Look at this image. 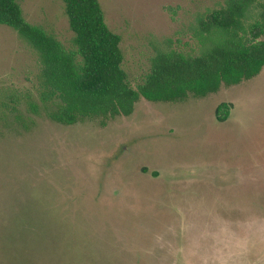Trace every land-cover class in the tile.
<instances>
[{
	"label": "rangeland",
	"instance_id": "obj_1",
	"mask_svg": "<svg viewBox=\"0 0 264 264\" xmlns=\"http://www.w3.org/2000/svg\"><path fill=\"white\" fill-rule=\"evenodd\" d=\"M218 1L100 0L130 84L165 39L196 51L197 13ZM17 2L73 48L62 0ZM40 70L0 23V264H264V68L202 97L141 98L105 126L29 112Z\"/></svg>",
	"mask_w": 264,
	"mask_h": 264
},
{
	"label": "trees",
	"instance_id": "obj_2",
	"mask_svg": "<svg viewBox=\"0 0 264 264\" xmlns=\"http://www.w3.org/2000/svg\"><path fill=\"white\" fill-rule=\"evenodd\" d=\"M62 1L73 48L29 23L17 0H0V23L13 28L40 62L39 102L28 95L26 108L54 122L92 119L105 126L117 116L131 115L141 98L175 102L202 97L222 85L252 79L264 68V0H219L198 12L192 28L197 50L182 52L165 39L155 46L149 71L135 87L122 66L121 36L106 23L100 0ZM16 118L26 131L36 124L21 113Z\"/></svg>",
	"mask_w": 264,
	"mask_h": 264
}]
</instances>
